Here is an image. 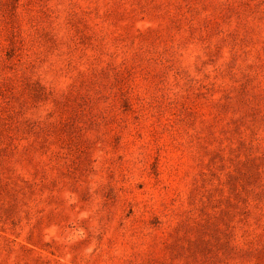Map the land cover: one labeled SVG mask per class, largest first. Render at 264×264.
Here are the masks:
<instances>
[{"label": "rangeland", "instance_id": "374dc122", "mask_svg": "<svg viewBox=\"0 0 264 264\" xmlns=\"http://www.w3.org/2000/svg\"><path fill=\"white\" fill-rule=\"evenodd\" d=\"M0 264H264V0H0Z\"/></svg>", "mask_w": 264, "mask_h": 264}]
</instances>
